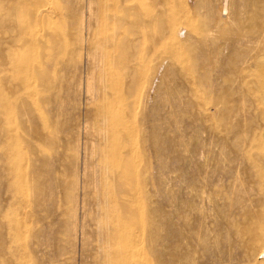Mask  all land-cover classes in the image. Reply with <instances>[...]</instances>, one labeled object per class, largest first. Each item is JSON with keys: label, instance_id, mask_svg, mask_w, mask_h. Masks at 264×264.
<instances>
[{"label": "bare ground", "instance_id": "1", "mask_svg": "<svg viewBox=\"0 0 264 264\" xmlns=\"http://www.w3.org/2000/svg\"><path fill=\"white\" fill-rule=\"evenodd\" d=\"M199 1L195 15L189 4L168 15L163 0L150 9L145 0H84L65 11L50 0H0V264H56L67 243L74 256L64 264H146L147 235L159 253L158 221L147 218L159 208L146 209L145 198L147 142L158 183L162 86L191 106L188 178L173 192L165 262L264 259V102L248 77L264 60V0ZM244 9L256 20L252 56L231 26ZM147 36L158 52L150 117ZM78 62L85 69L73 78ZM58 65L61 79L53 76ZM62 89L84 95L74 124L61 120ZM24 154L27 200L12 191ZM22 208L27 222L1 218ZM25 231L27 247L19 243Z\"/></svg>", "mask_w": 264, "mask_h": 264}, {"label": "rangeland", "instance_id": "2", "mask_svg": "<svg viewBox=\"0 0 264 264\" xmlns=\"http://www.w3.org/2000/svg\"><path fill=\"white\" fill-rule=\"evenodd\" d=\"M198 1L197 0H163L162 5H159V9L165 10L168 13V15H170L178 7H181L183 5L188 7V4H189V10L191 12L193 11L192 13H194L200 7V6L197 7L199 4L198 5L194 4V3H198ZM83 2L84 0H50V3L53 7H59L63 9V11H65L66 9L70 10V7H80ZM153 3H154L153 0H145L146 8L147 9L152 8ZM193 4H194V7H193ZM243 12L246 15L242 13L244 17L242 16L243 18L241 19V23H239L238 26L237 25H231V26L233 27L235 26L236 29L239 31V33H241V36L244 39L243 41L247 42V43L243 42L244 43L243 46L244 48H246L244 51V54L245 52L248 51V54L251 53V56H252V55H255L260 48V46L255 42V39H256L255 37L257 36L255 33L256 32V26H255L256 20L255 21L253 20L255 19L254 17L253 19H251L252 16L248 17L251 14L248 13L246 9H244ZM62 28L65 31L64 26ZM149 44H150L149 37L147 36L146 37V55H145V92H146L145 97L147 100L145 99V101L148 102L146 103V111H147L146 114L147 116L149 114V117H150V109H151L150 99L152 98V94H153L152 87L155 85L154 84L156 81L155 79H157L155 78V76L156 75L158 76V68H157L158 67V52L155 53L154 51L149 49ZM76 59H79L78 54H76ZM84 69H85V65L81 66L80 62H78L77 64H75L74 67H72L70 76L73 78H77L78 74L80 72H83ZM65 75L66 74H65L63 65H58L56 69L54 70V74H53L54 78L61 79ZM248 77L251 80H258V93L262 101L264 102V60H262V58L258 59V62L255 63V66L250 71ZM171 90L173 91V89H169L164 86H162L161 88H158V98L156 100L157 102L156 107L158 106L157 107L158 133H160L159 143L161 142L160 143L161 146L163 145L162 148H160L161 150L158 152V183H157V186L156 184H154V179H153L154 178L153 171L154 169H156L155 167L157 165L155 164L156 160L153 158L152 149L149 143L148 142L146 143V168H147L146 189L149 195L147 194L145 198V205H146V209L148 207L150 208L152 205L153 206L156 205L159 208L158 213H156L155 216L149 213L147 214V218L155 217V219H157L158 238L160 239V237H163L167 241H165L163 238L160 239V241L158 240L159 241L158 242V252L159 253H157L156 255L155 253H153L152 249L149 247V237L147 235L146 264H173L172 261L168 263L169 260L165 262L164 260L165 255L164 253L162 254L161 252H162V247H165V249L167 250V245H169L168 248H170V250H167V251L168 253L169 251L171 253V250H172L171 247L173 246L172 239L174 236V233H173L174 231L173 230L174 229V221H173L174 220V215H173L174 214L173 213L174 193L173 192H175L174 190L177 188L179 184L185 183L188 178L189 152H188L187 144H188L189 137H190L189 135L190 122L189 121H191V117H190L191 106L188 104L187 95L180 97L174 94V92H172ZM169 92H172L173 94L170 95ZM61 94L63 95V99H64L62 106H61V111L63 112V115L61 116V120L64 122L66 121H69L70 123L73 122L74 124L75 123L74 120L76 119V115L78 114V109L79 107L82 106V103L84 104V95L82 96L83 98L81 97V99L79 100L78 93L68 98L66 95L65 89H62ZM74 131L71 133L72 135L76 136L77 132L76 130ZM23 156H25L23 159V166L25 167L24 174L21 176L19 180L20 181L19 186L13 189L12 191H13V194L17 195V197L22 198L23 200H27L29 196L27 160H26L27 154L26 155L24 154ZM1 187L2 188H0V191L1 192L3 191L2 192V198H3L6 195V190L3 186ZM153 193H156V194H153ZM150 194H152V196ZM148 215L150 217H148ZM1 218L7 219V220H16L19 222L28 221L27 220L28 215H27V211L25 210V208H22L21 210L11 209L3 213ZM172 224L173 226H171ZM161 240L165 241V244L163 242L164 246L163 245L160 246ZM19 243H21V245L24 247H27L29 245L28 231H25L22 234V237L19 240ZM70 249H71V246H69V244L67 243L66 244V250H67L66 254H64L63 257L58 259L56 261V264H64L66 261L67 262L73 261L74 253H73V250L72 249L70 250ZM160 255H161V259H160ZM23 258L26 262H29L26 256H24ZM259 264H264V259L262 258L259 259Z\"/></svg>", "mask_w": 264, "mask_h": 264}]
</instances>
